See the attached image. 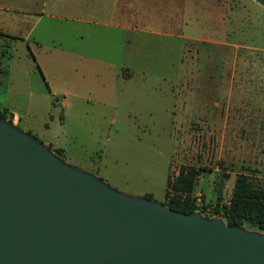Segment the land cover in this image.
I'll return each mask as SVG.
<instances>
[{
	"label": "rangeland",
	"instance_id": "1",
	"mask_svg": "<svg viewBox=\"0 0 264 264\" xmlns=\"http://www.w3.org/2000/svg\"><path fill=\"white\" fill-rule=\"evenodd\" d=\"M242 23L239 47L188 41L163 53L154 37L145 67H80L74 40L62 45L69 52L18 41L0 49V111L128 193L163 203L167 176L182 173L179 188L191 187L180 193L215 216L238 174L264 187V30Z\"/></svg>",
	"mask_w": 264,
	"mask_h": 264
},
{
	"label": "water",
	"instance_id": "2",
	"mask_svg": "<svg viewBox=\"0 0 264 264\" xmlns=\"http://www.w3.org/2000/svg\"><path fill=\"white\" fill-rule=\"evenodd\" d=\"M0 264H264V231L117 189L0 116Z\"/></svg>",
	"mask_w": 264,
	"mask_h": 264
},
{
	"label": "crops",
	"instance_id": "3",
	"mask_svg": "<svg viewBox=\"0 0 264 264\" xmlns=\"http://www.w3.org/2000/svg\"><path fill=\"white\" fill-rule=\"evenodd\" d=\"M244 18L263 24L264 30V4L258 0H0V49L20 41L31 50L69 52L62 45L74 40L80 67H145L154 37L163 39L158 46L163 53L180 51L188 41L239 47L232 39ZM167 62L173 66L178 59ZM14 115L11 120L19 123Z\"/></svg>",
	"mask_w": 264,
	"mask_h": 264
},
{
	"label": "trees",
	"instance_id": "4",
	"mask_svg": "<svg viewBox=\"0 0 264 264\" xmlns=\"http://www.w3.org/2000/svg\"><path fill=\"white\" fill-rule=\"evenodd\" d=\"M264 4V0H258ZM0 116L6 118L5 109L0 111ZM11 120V118H10ZM53 151L62 154L63 149L54 148ZM182 173L174 183H171L169 176L166 180V191L163 203L173 210L180 212H191L196 210V205L191 201L189 195H182L181 190H188L191 181H184V186L179 188ZM173 186L174 193L169 192V186ZM183 188V189H181ZM147 198H152L151 194H146ZM201 211V210H200ZM202 212V211H201ZM203 213V212H202ZM215 215L221 216L228 224L242 225L248 221L259 231H264V187L254 186L244 174H238L234 183V189L229 199V204L223 206L221 211L218 203L215 207Z\"/></svg>",
	"mask_w": 264,
	"mask_h": 264
},
{
	"label": "built area",
	"instance_id": "5",
	"mask_svg": "<svg viewBox=\"0 0 264 264\" xmlns=\"http://www.w3.org/2000/svg\"><path fill=\"white\" fill-rule=\"evenodd\" d=\"M14 117H15V115H14V114H12V115H11V118H14Z\"/></svg>",
	"mask_w": 264,
	"mask_h": 264
}]
</instances>
